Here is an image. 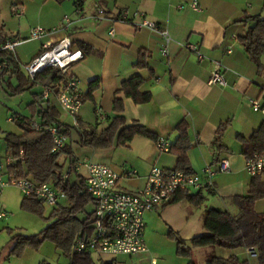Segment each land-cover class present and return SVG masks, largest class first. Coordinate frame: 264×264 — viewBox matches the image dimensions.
Returning <instances> with one entry per match:
<instances>
[{"label": "crops", "instance_id": "0c3cea01", "mask_svg": "<svg viewBox=\"0 0 264 264\" xmlns=\"http://www.w3.org/2000/svg\"><path fill=\"white\" fill-rule=\"evenodd\" d=\"M191 1L16 0L15 4L20 5L17 15L25 17V26L12 29L3 23L0 29L2 37L8 41L26 38L31 27L58 29L64 17L72 20V25L64 34L70 38L74 48L81 50L80 45H83L88 52H82L83 58L71 67L70 74L79 81L84 95H87L92 83L97 85L92 94L87 95L77 117L81 130L91 129L85 117L87 110L94 117L95 109H101L105 115L104 120L95 117L99 124L105 121L104 126L96 132L104 129L114 116L113 102L121 83L133 76L142 78L140 91L149 92L151 100L136 105L131 99L123 98L126 125L137 123L154 134L157 140L163 138L173 144L177 138L175 127L183 121L187 127V157L191 172L201 173L206 167L216 169L222 159L229 162L227 173H218L212 178V188L186 192L187 195L198 194L201 199L199 205L182 198L155 210H162V214L166 215L168 208L177 207L178 215L181 213L186 221L197 214L203 223L206 211L211 208L236 215L238 207L235 199L248 194L252 177L244 170L245 155L241 140H249L264 125V114L254 111L250 102L254 100L260 105L264 104V56L260 57L258 68L244 52L238 37L246 30L247 25L242 22L245 16L264 17V0H198L200 12L189 8ZM99 9L103 10L104 17L95 21L91 17ZM125 10L129 13L128 22L121 21L119 17ZM78 14L83 18L79 20ZM142 19L168 31L171 40L166 58L161 55L162 39L156 32L135 28V24ZM111 29L112 36L108 34ZM56 39L57 36L52 40ZM187 44L195 46L204 59L198 60L196 53L185 48ZM25 46L29 47L24 49ZM19 47L21 49L15 51L14 57L17 67L10 66L13 73L6 75L1 82L7 94L10 92L9 85L17 87L28 78L23 66L38 55L40 42L30 40ZM139 60L142 61L141 66L137 65ZM214 63L221 65V73L226 82L224 87L208 84ZM35 87L41 88V91L33 94L34 101H37L45 88L39 85ZM47 103L50 107L59 108L54 96H50ZM13 115L17 114L11 115L8 119L10 122ZM29 119L43 125L40 119L36 121L33 116ZM12 123L18 131L8 133L20 135L22 130ZM222 125L225 130L218 148L215 140ZM76 142L79 144V137ZM155 142L135 136L127 145L138 156L132 161L136 175L120 179L119 190L136 192L142 189L153 166L167 170L175 168L176 157L171 152H157ZM92 150L94 153L91 156L94 158L105 155V149ZM6 157L8 152L4 142L0 161ZM73 166L69 165L68 169H73ZM9 175L6 171L4 178ZM259 181L264 182L260 178ZM254 211L264 214V198L254 203ZM165 217L171 219L169 215ZM204 250H209V254L216 257L234 255L241 261L258 264L243 248L228 250L206 247ZM103 257H96L94 263L117 264V256H110L109 260ZM158 264L170 263L162 260Z\"/></svg>", "mask_w": 264, "mask_h": 264}, {"label": "trees", "instance_id": "16d2710c", "mask_svg": "<svg viewBox=\"0 0 264 264\" xmlns=\"http://www.w3.org/2000/svg\"><path fill=\"white\" fill-rule=\"evenodd\" d=\"M242 22L247 27L245 32L238 37V42L248 58L259 68V59L264 56V17L248 15L244 17ZM6 41L2 37L0 29V45ZM80 49L84 54H87L88 50L85 46L80 45ZM0 59V62H4L7 65L1 76V83L6 75L13 73L10 70V66L15 68L18 63L14 57L4 51H0ZM137 65L141 66L142 61L139 60ZM65 79V76L58 69L47 68L36 74L33 79L27 78L23 81L24 84L17 87L9 85L10 92L8 94L14 95L35 85L55 90ZM142 84L143 80L139 76L124 80L115 93L113 118L99 133L94 129L77 130L79 144L91 149H106L113 144L127 146L135 136L157 141L155 135L147 131L143 126L137 123L126 125L123 115V98L131 99L136 105L146 104L151 100L149 92L140 91ZM96 86L93 83L89 86L88 96L92 94ZM87 95H85L84 100ZM117 95H121V97H117ZM36 102L34 101L33 104L35 105ZM37 116L44 126H55L65 137L70 136L71 129L59 121V113L55 107L47 105L46 108H41L37 112ZM11 120L22 130V133L20 135L6 133L3 137L8 157L15 159V163L7 169L8 173L15 177L28 178L34 182L48 183L65 196V201L52 209L54 220L49 227L41 232L40 237L52 241L55 247L68 258V264H95L90 254L73 253L72 251L74 240L82 236L86 229V219L79 221L75 215L84 211L85 207L90 203V197L86 192L83 178L79 177L77 173H71L70 169L64 172L62 165L58 161L61 154H66L70 156L69 165L74 164V159L71 157L70 144L66 142L59 153H54L52 152L53 143L50 135L44 131L35 132L31 130L29 128L31 119L13 115ZM186 128V124L183 121L176 125L177 138L171 144L170 152L176 157L175 168L172 170L190 174L193 172L190 170L187 157L189 140ZM224 130V125L218 129L215 140L218 148ZM241 142L245 158L250 157L254 153L264 151V125H261L249 140L242 139ZM20 151L22 152V159H20ZM182 198H187L194 205H199L201 202L198 194L187 195L186 192L176 194L172 202ZM261 198H264V182L259 181L258 177H252L248 194L235 199L238 213L232 215L228 211L219 208L207 210L202 223L205 233L192 237L189 246L170 230L169 235L175 238L178 253L187 259V264H195L191 259V249L193 248L218 247L228 250L252 248L256 252L258 264H264V214H258L254 211V203ZM21 206L31 212L40 213L42 204L34 197H23ZM39 242L40 240L37 236L19 237L16 239L15 246L11 249V252H18L25 245L36 246ZM205 264L249 263L248 261H241L234 255L227 258L211 255L208 256Z\"/></svg>", "mask_w": 264, "mask_h": 264}, {"label": "built area", "instance_id": "2783aa9c", "mask_svg": "<svg viewBox=\"0 0 264 264\" xmlns=\"http://www.w3.org/2000/svg\"><path fill=\"white\" fill-rule=\"evenodd\" d=\"M188 6L195 12L201 11L198 0H192ZM103 17L104 12L99 9L97 14L91 18L99 21ZM119 17L121 21L128 22V11H122ZM78 18L80 20L83 16L78 14ZM71 25L72 20L64 17L63 24L58 29L46 30L39 26L31 27L26 38L6 41L0 45V51L15 57V48L18 45L30 40L39 41V53L24 66V71L29 79H33L36 74L47 68L58 69L65 76L66 79L55 90L51 88L43 90L38 101H47L50 96H54L59 108L70 118L71 125L78 127L77 117L85 95L80 88L79 81L70 74V69L83 58V53L74 48L70 38L64 34ZM135 28L156 32L162 39L161 55L167 57L171 38L166 29H160L155 23L146 19L136 23ZM108 34L112 36L113 30L111 29ZM55 36L57 39L53 41ZM185 48L196 53L198 60L204 59L195 46L187 44ZM6 67V63L0 62V79ZM208 84L226 86L220 64H213ZM250 102L254 111L264 114V104L260 105L254 100ZM94 116L104 120L101 109H95ZM29 128L35 132H47L51 137L52 152L54 153H59L66 143V137L55 126H44L32 120L29 122ZM155 149L159 153H169L171 143L167 139H158L155 142ZM19 155L22 159L21 151ZM14 163L15 159L12 157H6L4 162L0 161V195L5 188L13 186L19 189L24 197H34L50 208L57 207L65 201V196L48 183H38L28 178L12 175L4 178L7 169ZM81 167L84 170L81 176L93 210L90 214L91 219L86 218V229L82 236L74 240L73 253H87L95 257L118 255L130 257L148 251L143 240L145 213L170 204L176 194L180 192H199L206 188H212V178L218 173H227L229 162L222 159L216 169L206 167L201 173L190 174L153 166L146 177L144 187L136 192L118 189L120 179L134 177L135 170L127 169L125 166L116 170L100 163L79 164L74 162L73 169L70 171L80 175ZM244 170L250 177L264 180V151L245 158ZM4 218H6V213L0 212V220ZM246 252L251 258L256 259V252L252 248L246 249ZM149 264H157V261L151 259Z\"/></svg>", "mask_w": 264, "mask_h": 264}, {"label": "rangeland", "instance_id": "374dc122", "mask_svg": "<svg viewBox=\"0 0 264 264\" xmlns=\"http://www.w3.org/2000/svg\"><path fill=\"white\" fill-rule=\"evenodd\" d=\"M15 1L0 0V25L4 23L12 29L25 26L26 19L17 15L20 5H16ZM14 10L15 13H12ZM21 47H16L15 51L19 52ZM28 47L25 46L23 48L27 49ZM2 86L0 83V155L4 150L3 137L5 133L18 131L17 127L8 120L11 115L15 113L26 118L33 116L38 121L37 112L48 105L47 101L40 102L38 99L35 105L33 104V94L39 92V90L41 91L39 87L31 86L22 92L9 95L2 89ZM56 109L59 113V121L71 129V134L66 137V142L70 144L71 157L75 163L85 164L96 161L104 162L114 169L119 166H125L127 169L134 170L132 161L138 157L136 151L127 146L113 144L110 149L103 151L105 155L102 158L92 157L94 150L82 147L76 142L78 138L77 130L81 129L73 127L70 118L61 109ZM85 118L92 130H100L104 126L105 121L103 124H99L91 111L87 110ZM69 158L70 156L66 154L59 156L58 161L62 165L64 172L68 169ZM1 160L2 162L5 161L4 158ZM80 169V173L83 174V168L81 167ZM78 176L82 177L81 174H78ZM122 183L123 180L120 184L122 185ZM23 197L19 189L13 186L5 188L0 195V212L6 213V218L0 220V264H68V258L55 247L52 241L40 237L41 232L49 227L54 220L52 217L53 208L41 203L40 213L31 212L21 206ZM92 210L93 206L89 203L84 211L75 215L76 219L83 221L88 218L90 220ZM161 211L147 212L143 217L145 225L143 240L148 252L143 253L144 255L140 257H137V255L132 257L117 256V264H149L151 259H155L157 264L162 260L170 264H187V260L178 253L176 240L169 235V231L172 229L176 237L189 246L192 237L205 233L202 228V218H198V215L195 214L193 218L186 221L181 213L180 216L178 215L177 207L168 208L166 215L162 214ZM167 215L170 216V220L165 217ZM35 236L40 240L36 246L25 245L18 252H11V249L15 246L16 239L19 237ZM204 249H192L191 259L195 264H205L210 252ZM92 258L96 260L95 256H92ZM103 259L109 260L110 256H104Z\"/></svg>", "mask_w": 264, "mask_h": 264}]
</instances>
